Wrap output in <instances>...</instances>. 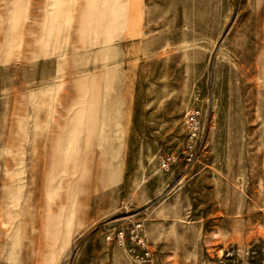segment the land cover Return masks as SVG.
<instances>
[{"label": "rangeland", "instance_id": "1", "mask_svg": "<svg viewBox=\"0 0 264 264\" xmlns=\"http://www.w3.org/2000/svg\"><path fill=\"white\" fill-rule=\"evenodd\" d=\"M0 264H264V0H0Z\"/></svg>", "mask_w": 264, "mask_h": 264}, {"label": "built area", "instance_id": "2", "mask_svg": "<svg viewBox=\"0 0 264 264\" xmlns=\"http://www.w3.org/2000/svg\"><path fill=\"white\" fill-rule=\"evenodd\" d=\"M185 124V144L182 151L178 154L172 153L159 156L158 165L160 170L167 171L178 162L189 165L197 159L203 133V116L200 111L192 109L186 116ZM121 235H123V232Z\"/></svg>", "mask_w": 264, "mask_h": 264}]
</instances>
